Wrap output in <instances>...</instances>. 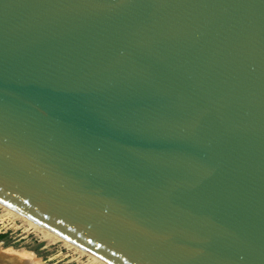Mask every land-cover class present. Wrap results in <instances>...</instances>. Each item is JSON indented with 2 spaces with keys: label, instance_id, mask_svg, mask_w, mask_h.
Segmentation results:
<instances>
[{
  "label": "water",
  "instance_id": "1",
  "mask_svg": "<svg viewBox=\"0 0 264 264\" xmlns=\"http://www.w3.org/2000/svg\"><path fill=\"white\" fill-rule=\"evenodd\" d=\"M0 203L107 264H264V0H0Z\"/></svg>",
  "mask_w": 264,
  "mask_h": 264
},
{
  "label": "rangeland",
  "instance_id": "2",
  "mask_svg": "<svg viewBox=\"0 0 264 264\" xmlns=\"http://www.w3.org/2000/svg\"><path fill=\"white\" fill-rule=\"evenodd\" d=\"M3 214L0 208V243L3 246L28 249L40 257L44 264H94L85 255L67 248L64 243L48 241L22 221L5 218Z\"/></svg>",
  "mask_w": 264,
  "mask_h": 264
},
{
  "label": "bare ground",
  "instance_id": "3",
  "mask_svg": "<svg viewBox=\"0 0 264 264\" xmlns=\"http://www.w3.org/2000/svg\"><path fill=\"white\" fill-rule=\"evenodd\" d=\"M0 208L4 212L3 215H5V218H9L11 220L18 219L22 221L24 224H26L30 229L36 230L48 241H60L64 243V245L70 248H72V251L75 250V252H78L81 255H85L88 257L89 261L94 264H107L97 257L87 253L80 247L75 246L74 244L70 243L69 241H66L65 239L59 237L55 233L49 231L45 227H42L35 221L29 219L28 217L22 215L21 213H18L14 209L3 205L0 203ZM65 246V247H66ZM0 264H44L43 260L38 257L35 253L32 251L25 249L23 247L16 248L11 245L3 246L0 243Z\"/></svg>",
  "mask_w": 264,
  "mask_h": 264
}]
</instances>
